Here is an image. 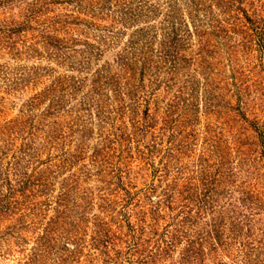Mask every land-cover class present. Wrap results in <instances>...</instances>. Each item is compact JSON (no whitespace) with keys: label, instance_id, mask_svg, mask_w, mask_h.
Returning <instances> with one entry per match:
<instances>
[{"label":"rangeland","instance_id":"1","mask_svg":"<svg viewBox=\"0 0 264 264\" xmlns=\"http://www.w3.org/2000/svg\"><path fill=\"white\" fill-rule=\"evenodd\" d=\"M229 18L210 0H0V264H135L133 232L159 240L156 203L206 173L234 199L198 214L205 264H264V57Z\"/></svg>","mask_w":264,"mask_h":264},{"label":"trees","instance_id":"2","mask_svg":"<svg viewBox=\"0 0 264 264\" xmlns=\"http://www.w3.org/2000/svg\"><path fill=\"white\" fill-rule=\"evenodd\" d=\"M210 2L215 4L220 14L231 17L224 21L218 22L216 20L215 22L219 24L217 28L221 31V23H224L230 26L232 33H237V28L241 25L242 33L245 32L243 28L252 33L250 36L255 39L257 51L264 57V0H210ZM255 3L259 4V7L256 9H254ZM194 8L196 13H198V7ZM202 12L205 11L203 10ZM214 18L212 17V21H214ZM172 29L174 35L176 30ZM181 171L183 170L179 169L177 173L179 175L183 174ZM210 178L208 173H206L205 179L203 178L202 181L190 178L187 180L186 185H184L183 190L178 193L179 199L176 200L170 194L167 197L165 196L162 201L156 203L155 210L153 211L154 217H152L154 224L161 218V206L165 207L169 205L166 208L172 212L171 221L173 226L169 225L166 234H163L162 237L160 236L159 240L157 239L152 242L149 240L152 238H149L148 241L143 239L147 228L142 227L138 232H133L131 249L138 256L135 264H158L163 257L171 254L183 242L185 243V248L182 250L178 264H205L208 257L215 253L216 244L211 241L209 234L207 235V239L200 237L199 233L196 236L194 228L198 220V214L204 211H211L215 208V205L218 203L216 198L220 196L234 199V192L231 193L223 187L226 182ZM219 188H222V191H219ZM239 194L241 196L239 201H237L239 205L245 206L246 203L250 202V195L244 189L240 190ZM174 202L180 204L179 208H172ZM176 210H178V215H174ZM155 229L154 226L150 228L151 233H153V239L156 236ZM192 230L195 231V235H192ZM109 260H115L116 264H120L118 257L116 259L109 258Z\"/></svg>","mask_w":264,"mask_h":264}]
</instances>
